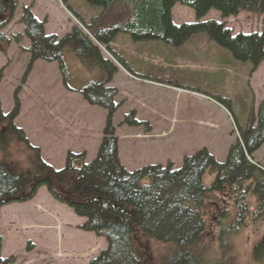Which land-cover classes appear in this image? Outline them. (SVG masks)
<instances>
[{
	"label": "rangeland",
	"instance_id": "rangeland-1",
	"mask_svg": "<svg viewBox=\"0 0 264 264\" xmlns=\"http://www.w3.org/2000/svg\"><path fill=\"white\" fill-rule=\"evenodd\" d=\"M16 1L12 16L0 28V34L9 40L5 52L0 53V110L7 115L18 102L12 125L22 132L29 146L39 150L40 159L54 171L63 168L68 153H84L85 162L89 163L102 140L106 111L89 106L82 99L79 91L90 77L74 61L70 60V89L62 84L56 63L37 60L27 70L29 41L24 37L20 15L24 6L31 5L33 17L44 23L46 36L61 38L72 27H83L60 0ZM65 1L85 23L96 14L85 0ZM7 17L0 18V23ZM172 17L175 25L195 21L192 11L180 5L174 6ZM209 20L220 22L219 13L209 11L201 21ZM224 22L232 35L264 33L263 15L241 12ZM16 36L18 41L14 40ZM110 50L132 71L126 72L111 53L101 48L102 57L116 67L107 87L117 92L113 102L118 108L111 125L118 141L119 163L127 172L157 164L170 165L175 170L184 158L200 149L224 163L230 148L239 141L238 129L244 127L249 110L256 117L264 100V60L252 70L247 63L233 61L205 34L194 35L178 49L159 41L134 43L127 35L118 34ZM215 97L226 106L218 104ZM25 154L21 148L10 150L7 165L24 168ZM253 160L264 168V143ZM213 180L208 171L202 183L208 187ZM230 200L232 197L228 199L226 195L211 199L205 218L206 245L220 259L216 241L220 215L228 214L230 225L238 220V204ZM248 200L250 208L240 221L238 233L229 237L227 259L231 264H255L252 248L264 231V224L256 219L251 194ZM84 221L53 201L42 187L33 199L0 208V259H12L8 264H89L106 248V242L80 230ZM145 248L155 255L162 250L153 242Z\"/></svg>",
	"mask_w": 264,
	"mask_h": 264
},
{
	"label": "trees",
	"instance_id": "trees-1",
	"mask_svg": "<svg viewBox=\"0 0 264 264\" xmlns=\"http://www.w3.org/2000/svg\"><path fill=\"white\" fill-rule=\"evenodd\" d=\"M60 1L83 29L72 27L61 38L46 36L44 23L38 22L31 13L32 6L23 7L20 24L29 41L27 70L37 60L56 63L62 84L69 89L70 60L84 70L90 79L79 91L82 99L89 106L106 111L102 140L91 162H85L84 153H68L63 168L54 171L40 159L39 150L29 146L22 132L12 125L18 102L7 115L0 110V126L3 125L0 208L25 203L44 187L54 201L85 220L80 230L105 240L106 248L89 264H155V259L156 264H231L227 259L231 248L229 237L238 233L240 221L249 211L250 194L254 198L256 219L264 224V168L252 163L254 153L264 143V100L256 117L249 110L244 127L238 129L239 141L230 148L224 163H218L200 149L184 158L181 167L175 170L170 165L157 164L127 172L119 163L118 141L111 125L118 108L113 102L117 92L107 87L116 67L102 57L101 48L111 53L110 45L118 34L127 35L134 43L159 41L171 49L180 48L194 35L205 34L217 47L228 52L233 61L247 63L255 70L264 60V33L232 35L224 21L241 12L264 16V0H85L86 6L96 13L88 23L65 0ZM175 5L189 8L195 21L175 25L172 17ZM16 7V0H0V18L8 16L0 28ZM213 10L219 13L220 22L201 21ZM18 39L19 36L14 37L15 41ZM1 43L3 54L9 40L2 34ZM111 55L131 74L116 54ZM218 99L215 97L218 104L225 105ZM20 148L26 151V166H8V153ZM208 171L214 180L206 187L202 180ZM225 195L238 204L235 209L238 220L230 225L228 214L220 215L216 224L220 259L206 245L205 218L210 200ZM149 242L162 246L161 254L155 255L145 248ZM252 260L255 264H264V231L252 248ZM12 261L0 259V264Z\"/></svg>",
	"mask_w": 264,
	"mask_h": 264
},
{
	"label": "bare ground",
	"instance_id": "bare-ground-1",
	"mask_svg": "<svg viewBox=\"0 0 264 264\" xmlns=\"http://www.w3.org/2000/svg\"><path fill=\"white\" fill-rule=\"evenodd\" d=\"M63 4V3H62ZM11 39V38H10Z\"/></svg>",
	"mask_w": 264,
	"mask_h": 264
}]
</instances>
